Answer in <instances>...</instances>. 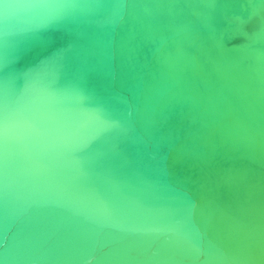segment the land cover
<instances>
[{
	"label": "water",
	"instance_id": "obj_1",
	"mask_svg": "<svg viewBox=\"0 0 264 264\" xmlns=\"http://www.w3.org/2000/svg\"><path fill=\"white\" fill-rule=\"evenodd\" d=\"M0 264H264V0H0Z\"/></svg>",
	"mask_w": 264,
	"mask_h": 264
}]
</instances>
